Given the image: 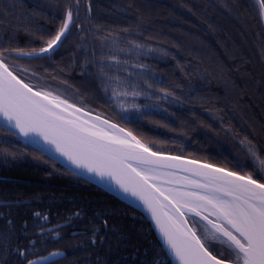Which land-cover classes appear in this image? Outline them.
I'll return each mask as SVG.
<instances>
[{"label":"trees","instance_id":"1","mask_svg":"<svg viewBox=\"0 0 264 264\" xmlns=\"http://www.w3.org/2000/svg\"><path fill=\"white\" fill-rule=\"evenodd\" d=\"M70 4L82 28L73 27L50 59L15 57L19 77L154 151L264 181L241 143L247 137L264 159V23L256 0H81L78 16L75 0H0V46L38 49ZM116 38L123 43L114 45ZM123 86L143 94L117 101L113 89ZM0 136L16 154L0 163V264L43 257L47 264H171L137 211L23 141Z\"/></svg>","mask_w":264,"mask_h":264},{"label":"snow or ice","instance_id":"2","mask_svg":"<svg viewBox=\"0 0 264 264\" xmlns=\"http://www.w3.org/2000/svg\"><path fill=\"white\" fill-rule=\"evenodd\" d=\"M257 3L264 20V0ZM80 4L81 0H75L77 16ZM73 13L70 4L55 32L40 36L42 44L38 49L0 46V133L13 139L18 136L26 141H43L78 171L107 181L119 193L139 201L177 264H264V181L252 174L154 151L123 127L99 115L90 116L89 111L70 103L58 91L33 85L16 74L11 63L15 57L50 59L73 27L82 28ZM118 40L123 43L120 38L112 43L117 45ZM128 42L134 49L144 48L135 40ZM112 60L119 63L116 57ZM160 91L165 98L173 95L166 89ZM113 93L117 98L133 99L143 94L135 87L131 91L113 89ZM130 106L140 110L135 103ZM121 108L126 110L123 103ZM241 143L248 145L250 155L264 170V159L251 141L245 137ZM11 148L10 142L0 136V163H10V156L11 160L16 159ZM189 216L205 222L201 225L203 233L190 226ZM209 241L223 246L228 258L223 253L214 255ZM19 255L25 253L21 251ZM49 260L50 257H43L29 264H47Z\"/></svg>","mask_w":264,"mask_h":264},{"label":"water","instance_id":"3","mask_svg":"<svg viewBox=\"0 0 264 264\" xmlns=\"http://www.w3.org/2000/svg\"><path fill=\"white\" fill-rule=\"evenodd\" d=\"M263 23H264V20H263ZM90 116H94V115L90 114ZM16 138L23 141L24 143H26L27 145L32 147L35 151H37L40 154H42L43 156L47 157L48 159H50L54 163L60 165L61 167H63L64 169L68 170L69 172H71L73 174L75 173L76 176L82 178L83 180H85L88 183L92 184L93 186L101 189L102 191L111 195L112 197H114L118 201L124 203L125 205H127V206L131 207L132 209H134L135 211H137L146 220V222L149 225L154 237L156 238L157 242L161 246L162 250L164 251V253L167 256L170 263L171 264H177V262L174 260V258L171 257L167 253V250L163 244V241H162L161 237L159 236V233L156 230L155 225H154L153 221L151 220L150 215L144 210L143 205L140 204L139 201L131 198L130 196H125L124 194L119 193L118 190H116L111 185H109L107 181L102 182L98 178H96L95 176H90L83 171H78L69 162H67L63 157H60L58 154H56L54 152V150L51 149L50 146L44 145L43 141L31 142V141H26L23 138H20L18 136ZM164 155H168V154H164ZM185 159H187V158H185ZM197 162H199V161H197ZM199 163H202V162H199ZM185 175H188V174L185 173ZM194 217H197V216H194ZM197 218H199V217H197Z\"/></svg>","mask_w":264,"mask_h":264},{"label":"rangeland","instance_id":"4","mask_svg":"<svg viewBox=\"0 0 264 264\" xmlns=\"http://www.w3.org/2000/svg\"><path fill=\"white\" fill-rule=\"evenodd\" d=\"M122 85H124V84H122ZM129 86V85H128ZM123 90H127V91H129L128 90V87L126 88L125 86H123ZM121 91V90H120ZM126 97H123V96H121L120 98L118 97L116 100L117 101H121V100H123V99H125ZM119 109H121V106H120V108ZM188 219H189V221H190V226H195V228H196V230L197 231H199V232H201V233H203V228L201 227V225H204L205 224V222L204 221H202V220H200V218H197V217H194V216H189L188 217ZM210 243H212V244H214V245H216V246H218V247H221V250H219L220 252H224V254L226 255V256H228V254H227V250L225 249V248H223V246H221L219 243H217V242H214V241H209Z\"/></svg>","mask_w":264,"mask_h":264}]
</instances>
